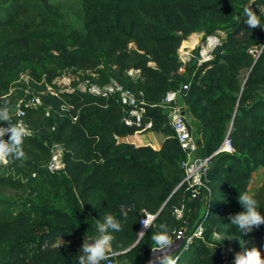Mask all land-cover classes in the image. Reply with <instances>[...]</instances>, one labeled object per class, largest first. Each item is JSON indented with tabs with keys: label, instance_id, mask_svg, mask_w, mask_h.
I'll list each match as a JSON object with an SVG mask.
<instances>
[{
	"label": "trees",
	"instance_id": "obj_1",
	"mask_svg": "<svg viewBox=\"0 0 264 264\" xmlns=\"http://www.w3.org/2000/svg\"><path fill=\"white\" fill-rule=\"evenodd\" d=\"M81 7L83 29L65 32L58 27L60 9L49 0H0V101L13 110L19 99L28 100L21 75L28 76L41 105H22L24 119L44 116L50 139L63 146L61 172L69 201L63 210L0 198V264H78L85 238L95 234L96 219L108 212L123 224L113 232L109 258L124 264H147L154 248L151 234L161 223L172 239L183 229L168 255L175 264H223L222 247L211 239L214 232L264 240V223L244 235L229 224L230 214L242 210L239 191H248L253 170L264 167V30L245 23L249 8L264 24V0H81ZM204 26V36L222 34L221 45L186 78L178 70L177 49ZM129 68L139 69L141 79L127 76ZM69 69L94 73L88 74L93 82L112 77L141 91L147 103L143 121L151 120L152 128L163 134L158 147L144 143L145 130L123 122L115 96L60 90L55 80ZM178 89L185 114L200 124L195 135L199 154L215 152L226 135L235 149L214 155L220 165L205 182L202 215L203 203L190 199L181 183L183 152L165 125L166 113L150 106ZM11 122L15 124L14 117ZM0 124L8 126L9 121ZM130 135H138L142 144L121 140ZM42 142L33 135L23 145L41 148ZM252 194L264 215V180ZM144 211L154 218L139 236ZM199 222L202 237L193 235Z\"/></svg>",
	"mask_w": 264,
	"mask_h": 264
},
{
	"label": "built area",
	"instance_id": "obj_2",
	"mask_svg": "<svg viewBox=\"0 0 264 264\" xmlns=\"http://www.w3.org/2000/svg\"><path fill=\"white\" fill-rule=\"evenodd\" d=\"M262 11L264 12V7H262ZM184 40L188 41V43H186L185 45L182 44ZM221 42V33H214L205 36L203 35V33H193L189 35L186 39H183L181 41V44L177 49V57L181 64L178 70L180 72H183L185 66L192 60L196 63L197 66L201 63L210 61L214 56L215 49L219 45H221ZM254 51L257 52L256 49L251 50L252 53H254ZM125 73L127 76L133 79H141L139 69L129 68L125 71ZM86 74L87 75L84 76V78H80L77 75L68 77L71 79L72 85L64 90H71L75 88L79 92L103 96H115L116 100L120 103L122 107V111L124 113L122 120L127 126H133L143 130L152 127L151 120L143 121L142 119V115L145 113V106L147 105V103L143 98V94L141 91L136 92L130 88H127L123 86L119 81H117V79L112 77H110L106 82L102 84L93 82L91 80V77H94L95 74L92 72H86ZM88 74H90L91 77H89ZM22 75L27 76L26 74ZM183 88L186 89L187 84H184L182 86V89ZM47 89L51 90L50 87H47ZM180 97L181 92L179 89L170 90L165 93V95L158 104H151L150 106L162 107L166 111L167 122L173 131L174 137L181 151L183 152V157L179 162L180 168L183 172V178L181 183L184 184L185 190L190 193V199L199 198L203 203V208L200 213L202 215V211L206 205L207 200V196H205V193L208 191V187L205 183V176L211 166V161L216 153H232L235 151V149L231 143L230 138L228 137V135H226L223 138L221 145L215 152L205 157L201 156L198 152L199 146L197 138L189 129L187 117L184 110V104L180 100ZM22 105L34 108L40 106L41 99L39 94H31L28 100L26 101H24L23 99H19L13 116L15 123L23 125L28 130V134L25 137L33 136L34 131L24 119L26 113ZM49 114V110L44 109V115L48 116ZM51 128L54 129V127ZM47 168L51 172L64 171L63 146L57 142H53L52 144V148L50 150V157L47 162ZM181 213V208L177 207L174 209V215L176 218H179L181 216ZM153 218L154 214H151L146 211L143 212V215L138 224L137 233L139 236L142 235V233L147 229L144 227L143 221L147 220L150 224ZM202 232L203 226L202 223L199 222L195 230L193 231V235L202 237ZM215 234L217 233L214 232L213 236L216 238L217 236ZM219 235L222 236L221 234ZM182 237L183 229L180 228L175 232L173 240L180 241ZM188 240L189 239H187V242ZM109 260L111 261V264H117L113 259L109 258ZM228 262L229 261H227L226 256L223 252V264H232ZM104 264H109V262L105 261Z\"/></svg>",
	"mask_w": 264,
	"mask_h": 264
},
{
	"label": "rangeland",
	"instance_id": "obj_3",
	"mask_svg": "<svg viewBox=\"0 0 264 264\" xmlns=\"http://www.w3.org/2000/svg\"><path fill=\"white\" fill-rule=\"evenodd\" d=\"M49 2L57 5L61 12V18L58 20L59 29L70 32L74 30L81 31L83 29L82 22V7L81 0H49ZM206 30V26L202 27L199 31L193 33H203ZM191 33V34H193ZM189 34V35H191ZM188 35V36H189ZM187 36V37H188ZM185 37V39L187 38ZM183 44V43H182ZM258 52L254 51L256 57ZM196 69V63L192 60L186 66L182 72L184 76L190 77ZM247 68H243L240 71L239 78H243L247 73ZM77 75L80 78L86 76V72H77L69 69L65 71V74L58 77L56 85L59 89L64 90L71 86V76ZM22 80L27 84L25 92L36 94V92L29 86L27 76L22 75ZM51 89V88H50ZM5 103L0 101V106ZM16 109V108H15ZM15 109L11 110V119L14 116ZM160 113L165 114L166 111L162 107H156ZM166 116V114H165ZM188 117V114L186 113ZM39 114H32L26 121L34 131V136L42 140L41 148L31 147L23 145L25 156L21 159L14 157L0 159V198L9 199L11 201H30L36 204H46L49 207H56L63 210H68L69 201L67 198V192L65 187V174L61 171H49L47 168V162L50 157V150L54 141L50 139V130L44 125L43 118ZM165 125H168L165 122ZM166 126H161V128ZM189 127L193 135L195 136V130L192 124L189 122ZM170 129L169 127H166ZM144 143H153L163 136L161 130H154L152 127L142 131ZM220 237H223L220 236ZM217 244L222 247L228 263H232L236 252L241 251L244 247L256 246L259 248L262 257H264V240L250 238L248 240H238L231 237H225L219 242L218 238H211ZM178 242L174 243L169 250L161 251L155 250L153 258H150V264H159L164 256L170 255L174 251ZM161 254V255H158ZM154 261V262H153ZM117 264H124V262L117 261ZM104 264V261L101 262Z\"/></svg>",
	"mask_w": 264,
	"mask_h": 264
},
{
	"label": "clouds",
	"instance_id": "obj_4",
	"mask_svg": "<svg viewBox=\"0 0 264 264\" xmlns=\"http://www.w3.org/2000/svg\"><path fill=\"white\" fill-rule=\"evenodd\" d=\"M245 23L250 27H264L257 13L249 8L245 9ZM11 110L12 106L10 104L5 103L0 106V122L9 121L8 126L0 124V159L11 157L21 159L25 156L23 143L28 130L19 123L14 124L11 122ZM5 133H10L7 139L4 138ZM209 192L212 195V189H209ZM237 199L242 206V210L230 214L229 224L235 226L242 235L251 233L254 228H258L264 223V215L261 214L258 201L252 193L239 191ZM122 215L126 218V213H122ZM143 225L148 228V221H143ZM122 227L121 219L111 212L105 213L102 218L96 219L95 234L91 238H85L79 249L78 264H101L102 261H108L111 264L109 247L113 239V232L122 230ZM158 227L159 230L151 234V240L156 250L167 249L172 243L169 229L163 223ZM215 235L219 242L227 236L220 237L219 233ZM160 264H175V261L168 256H164ZM232 264H264V257H262L258 247H244L241 251L235 253Z\"/></svg>",
	"mask_w": 264,
	"mask_h": 264
},
{
	"label": "crops",
	"instance_id": "obj_5",
	"mask_svg": "<svg viewBox=\"0 0 264 264\" xmlns=\"http://www.w3.org/2000/svg\"><path fill=\"white\" fill-rule=\"evenodd\" d=\"M188 113V122H190V124L193 125L194 127V130H195V135L198 136L199 135V132H200V124L198 121H196L190 114L189 112ZM163 136L159 137L158 140L155 139V141L153 143H151V145L155 148L158 147L159 143L161 142ZM264 180V167L262 166H258L257 168H255L251 174V178H250V181H249V184L247 186V189H248V192L250 193H254L255 190L259 187V185L262 183V181ZM227 237V236H226ZM232 238V237H231ZM178 241H175L172 239V243L171 245L168 246L167 249H162V250H159L160 253H162L163 251L165 250H169L174 243H176ZM155 247L153 248L152 250V253H151V259L153 258V255H154V252H155ZM162 251V252H161ZM158 255H161V254H158ZM154 262V261H153ZM147 264H150V260L147 262Z\"/></svg>",
	"mask_w": 264,
	"mask_h": 264
},
{
	"label": "water",
	"instance_id": "obj_6",
	"mask_svg": "<svg viewBox=\"0 0 264 264\" xmlns=\"http://www.w3.org/2000/svg\"><path fill=\"white\" fill-rule=\"evenodd\" d=\"M220 165L219 156H216L211 161V166L205 176L206 180H209L214 170Z\"/></svg>",
	"mask_w": 264,
	"mask_h": 264
},
{
	"label": "bare ground",
	"instance_id": "obj_7",
	"mask_svg": "<svg viewBox=\"0 0 264 264\" xmlns=\"http://www.w3.org/2000/svg\"><path fill=\"white\" fill-rule=\"evenodd\" d=\"M182 43H183V45H185L186 43H188V41L184 40ZM121 140L129 141V142H132L136 145L142 144V139L138 135H130L127 137H123V138H121Z\"/></svg>",
	"mask_w": 264,
	"mask_h": 264
}]
</instances>
